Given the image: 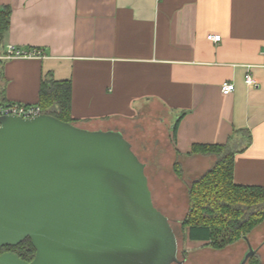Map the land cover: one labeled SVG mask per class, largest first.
I'll list each match as a JSON object with an SVG mask.
<instances>
[{
    "label": "crops",
    "instance_id": "crops-1",
    "mask_svg": "<svg viewBox=\"0 0 264 264\" xmlns=\"http://www.w3.org/2000/svg\"><path fill=\"white\" fill-rule=\"evenodd\" d=\"M3 8L0 57L11 45L43 58L0 61V104L34 106L43 80L69 82L76 127L156 121L174 161L231 141L244 148L234 183L264 187V0H0ZM223 84L234 91L223 95Z\"/></svg>",
    "mask_w": 264,
    "mask_h": 264
},
{
    "label": "water",
    "instance_id": "water-1",
    "mask_svg": "<svg viewBox=\"0 0 264 264\" xmlns=\"http://www.w3.org/2000/svg\"><path fill=\"white\" fill-rule=\"evenodd\" d=\"M26 239L31 262L4 252L0 264H182L123 136L45 114L0 118V252Z\"/></svg>",
    "mask_w": 264,
    "mask_h": 264
},
{
    "label": "trees",
    "instance_id": "trees-1",
    "mask_svg": "<svg viewBox=\"0 0 264 264\" xmlns=\"http://www.w3.org/2000/svg\"><path fill=\"white\" fill-rule=\"evenodd\" d=\"M10 11L0 9V38L7 32ZM39 106L42 114L75 126L71 118V86L69 82L43 80L40 85ZM76 127V126H75ZM243 132V131H240ZM237 133V132H236ZM228 141L224 145H196L190 155L217 157L213 167L193 181L188 188V213L181 228L188 241L221 251L246 239L264 221V187L237 185L233 181L234 156L243 151ZM11 252L21 260L31 262L35 255L29 239L16 247H4L1 253ZM251 257L248 264H260Z\"/></svg>",
    "mask_w": 264,
    "mask_h": 264
},
{
    "label": "rangeland",
    "instance_id": "rangeland-1",
    "mask_svg": "<svg viewBox=\"0 0 264 264\" xmlns=\"http://www.w3.org/2000/svg\"><path fill=\"white\" fill-rule=\"evenodd\" d=\"M148 123L150 124L136 123L131 130H118L131 143L128 142L134 155L145 165L153 205L170 222L177 241L178 259L183 253L187 258L185 264H240L247 252L248 242L256 252L257 262L264 264V221L246 239H241L221 251L186 239L181 228L182 222L179 221L189 205L187 189L193 181L213 167L217 157L196 156L193 159L177 158L174 161L173 150L165 140V129L156 121ZM259 206L264 211V202Z\"/></svg>",
    "mask_w": 264,
    "mask_h": 264
},
{
    "label": "built area",
    "instance_id": "built-area-1",
    "mask_svg": "<svg viewBox=\"0 0 264 264\" xmlns=\"http://www.w3.org/2000/svg\"><path fill=\"white\" fill-rule=\"evenodd\" d=\"M209 41L217 43L220 40V36H209ZM43 54L37 49H17L11 45L6 48L3 56L0 57V61L19 60V59H42ZM244 83L249 87H255L256 82L250 75L244 77ZM234 91L232 84H223L221 87V93L223 95H229ZM42 115V111L39 106H27L17 103H4L0 104V118L4 117H16L21 119H33Z\"/></svg>",
    "mask_w": 264,
    "mask_h": 264
},
{
    "label": "flooded vegetation",
    "instance_id": "flooded-vegetation-1",
    "mask_svg": "<svg viewBox=\"0 0 264 264\" xmlns=\"http://www.w3.org/2000/svg\"><path fill=\"white\" fill-rule=\"evenodd\" d=\"M247 252H246V254H245V256H244V258L246 257V255L248 254V252H249V247H250V245H249V243L247 242ZM255 251V250H254ZM244 258H243V260H244ZM177 259H178V257H177ZM250 259V258H249ZM249 259L247 260V261H249ZM242 260V261H243ZM178 261H180L182 264H185L186 263V261H187V258H186V256H185V254H183V253H181L180 254V259H178ZM242 261L240 262V264L242 263ZM247 261H246V263H247ZM245 263V264H246Z\"/></svg>",
    "mask_w": 264,
    "mask_h": 264
}]
</instances>
